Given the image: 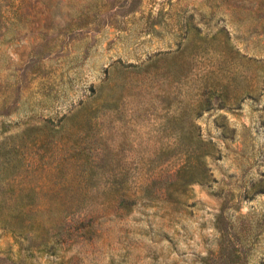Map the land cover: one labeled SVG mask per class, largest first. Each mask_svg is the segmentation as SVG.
<instances>
[{
  "label": "rangeland",
  "instance_id": "1",
  "mask_svg": "<svg viewBox=\"0 0 264 264\" xmlns=\"http://www.w3.org/2000/svg\"><path fill=\"white\" fill-rule=\"evenodd\" d=\"M0 264H264V0H0Z\"/></svg>",
  "mask_w": 264,
  "mask_h": 264
}]
</instances>
